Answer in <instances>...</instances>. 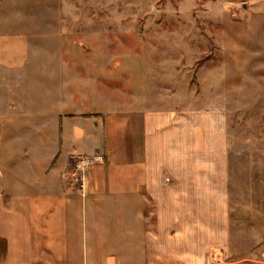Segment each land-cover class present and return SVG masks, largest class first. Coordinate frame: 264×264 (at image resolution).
<instances>
[{"label": "rangeland", "instance_id": "obj_1", "mask_svg": "<svg viewBox=\"0 0 264 264\" xmlns=\"http://www.w3.org/2000/svg\"><path fill=\"white\" fill-rule=\"evenodd\" d=\"M2 34L1 170L17 154L2 146L8 136L49 142L38 128L93 97L103 114L212 113L224 138L225 264H264V0H0ZM33 154L38 168L49 159Z\"/></svg>", "mask_w": 264, "mask_h": 264}, {"label": "crops", "instance_id": "obj_2", "mask_svg": "<svg viewBox=\"0 0 264 264\" xmlns=\"http://www.w3.org/2000/svg\"><path fill=\"white\" fill-rule=\"evenodd\" d=\"M5 37L0 69L11 64ZM102 102L93 97L85 108L53 114V125L37 132L49 129V142L8 136L2 145L17 154L0 169V264H225L218 117L146 106L93 110ZM34 152L49 157L40 168ZM78 156L95 159L83 192L70 178Z\"/></svg>", "mask_w": 264, "mask_h": 264}, {"label": "built area", "instance_id": "obj_3", "mask_svg": "<svg viewBox=\"0 0 264 264\" xmlns=\"http://www.w3.org/2000/svg\"><path fill=\"white\" fill-rule=\"evenodd\" d=\"M95 162L91 156H78L74 158L70 169V178L77 190L83 192L85 189V172Z\"/></svg>", "mask_w": 264, "mask_h": 264}]
</instances>
